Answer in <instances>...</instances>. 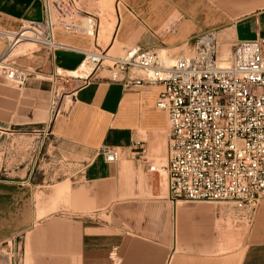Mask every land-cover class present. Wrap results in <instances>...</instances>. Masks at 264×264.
<instances>
[{"label":"crops","instance_id":"1","mask_svg":"<svg viewBox=\"0 0 264 264\" xmlns=\"http://www.w3.org/2000/svg\"><path fill=\"white\" fill-rule=\"evenodd\" d=\"M81 4L88 11V1ZM114 6L109 45L119 55L140 46L174 60L211 29L228 42L264 37V0H115ZM43 18L41 0H0L1 27L18 30ZM55 37L75 48L95 46L87 33L57 28ZM25 45L14 63L43 76L17 87L0 73V249L18 245L17 264H264V198L251 221L232 202L171 199L160 86L110 81L101 69L87 81L75 78L92 70L81 67L83 53L50 55ZM5 50L0 38V57ZM57 69L62 76H47ZM50 120L53 134L33 167L32 130ZM139 141L148 161L133 153ZM104 146L119 149L120 160L106 161ZM158 162L159 172H149Z\"/></svg>","mask_w":264,"mask_h":264},{"label":"built area","instance_id":"2","mask_svg":"<svg viewBox=\"0 0 264 264\" xmlns=\"http://www.w3.org/2000/svg\"><path fill=\"white\" fill-rule=\"evenodd\" d=\"M44 18L23 23L18 30L0 26L6 50L0 57V73L7 81L23 87L28 78L43 74L14 63L15 51L25 44L54 55L59 49L81 52L92 70L75 78L88 80L94 71H108L106 78L126 85L160 86L157 107L169 122L168 172L170 196L174 201L232 202L240 218L251 221L264 198V37L235 40L228 49L217 30L196 36L192 54L166 60L160 49L133 46L121 55L110 53L98 43L92 15L82 0H41ZM92 26L94 32H90ZM57 28L95 37V49H80L59 43ZM62 76L55 70L48 77ZM59 92L53 103H57ZM37 136L30 147L35 167L50 140L52 121L32 130ZM110 163L121 158L119 149H100ZM133 153L148 161L147 147L139 141ZM151 173L159 165L150 163ZM13 264L20 250L11 247ZM116 248L111 256L116 258Z\"/></svg>","mask_w":264,"mask_h":264},{"label":"rangeland","instance_id":"3","mask_svg":"<svg viewBox=\"0 0 264 264\" xmlns=\"http://www.w3.org/2000/svg\"><path fill=\"white\" fill-rule=\"evenodd\" d=\"M88 1V11H93V7L96 8V14H91L93 18V21L95 23V28L96 31L99 30V37H98V43L99 45L103 48V49H109L110 48V32H112V28L114 26V22L116 20L115 18V0H109L107 3H104L103 0H87ZM86 10V8H84ZM228 37L223 36L222 37V45L225 49H228L231 45V42H228ZM195 41V39H194ZM194 41H193V45H194ZM193 45L192 47L187 51V53H185V55L181 56H189L192 54L193 51ZM25 47H27L26 49L33 50L36 48L35 45L33 44H26ZM95 49V46L93 47ZM18 51H21V49H19ZM16 53V52H15ZM110 53L112 54H120L119 50L112 49L110 50ZM161 55L163 57L166 58V60L171 59L169 57L168 54H166V52L164 53V51H160ZM105 74L107 73V71L104 72ZM163 164L167 163V155L165 157V159L162 161ZM158 165L160 166L161 163L158 162ZM12 257V251L11 248L9 246H5L2 247L0 249V261L2 264H7L9 262V260Z\"/></svg>","mask_w":264,"mask_h":264},{"label":"bare ground","instance_id":"4","mask_svg":"<svg viewBox=\"0 0 264 264\" xmlns=\"http://www.w3.org/2000/svg\"><path fill=\"white\" fill-rule=\"evenodd\" d=\"M111 38V37H110ZM164 51V50H163ZM165 53V51H164ZM83 69H91V67L85 62V63H82V66H81ZM61 71V70H60Z\"/></svg>","mask_w":264,"mask_h":264}]
</instances>
